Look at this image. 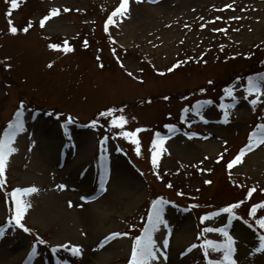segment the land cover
I'll return each mask as SVG.
<instances>
[{
  "label": "rangeland",
  "instance_id": "rangeland-1",
  "mask_svg": "<svg viewBox=\"0 0 264 264\" xmlns=\"http://www.w3.org/2000/svg\"><path fill=\"white\" fill-rule=\"evenodd\" d=\"M119 3L120 0H41L27 9L29 18L24 20L25 12L16 11L10 23L4 13L5 1L0 0V59L9 72L1 69L0 62V129L21 103L24 122V130L14 141L17 151L7 162L6 180L11 186L38 189L20 194L31 205L22 223L33 235L14 222H4L9 216L5 194L0 189V227L5 229L0 236V264H128L134 238L147 221L150 194H161L168 202L163 212L167 223L153 234L159 258L152 264H207L195 215L218 212L213 207L239 198L243 187L264 186V144L248 152L228 176L223 171V160L218 158L230 157L234 152L236 155L264 121V114L261 119L253 115L251 100L238 81L232 84L235 99L208 84L209 80L224 79L230 65L204 53L219 37L231 51L242 54L262 43L264 0H129L127 16L114 17L116 23L110 29L124 69L112 60L107 46L103 65L95 57L97 49L91 55L74 40L84 29L94 31L91 13L95 6L113 7L114 11ZM226 4L231 7L225 8ZM52 8L60 12L44 27L22 31ZM12 26L18 29L16 34L10 32ZM59 40H71L72 50L64 52ZM56 43L60 49L50 47ZM186 54L198 62L167 71ZM8 74L17 86L10 83ZM19 93L28 99L19 102ZM163 95L170 97L165 100ZM249 96L256 98L255 94ZM209 100L211 103L203 104L199 113L194 110L198 101ZM33 102L38 108L31 106ZM125 103L129 105L108 118L114 140L108 135L101 139L97 152V139L107 130L81 124L75 118L76 123L60 126L59 120L46 115V108H59L74 113L83 122L97 110ZM221 105L235 106L225 109ZM257 105L264 109V96ZM223 110L229 112L227 118ZM121 115L127 120L123 129L112 123ZM178 115L183 116V127L164 142L167 151L161 154V166L154 167L148 147L156 132L166 131L167 125L174 122L181 125ZM137 128L144 129L137 133L140 154L129 139L119 134ZM114 141L136 166L129 163ZM102 175L106 179L105 191L100 189ZM210 180L211 184L205 182ZM199 190L202 194L198 200L203 203L193 212L187 207L188 199L195 198ZM235 210L239 212L235 219L226 213L204 221L200 218L203 240L222 241L221 233L204 229L228 225L235 240L237 264H264V253L255 251L264 230L244 208ZM111 233L128 235L110 239L101 247V241ZM36 235L45 242L35 243ZM165 239L167 248L163 247ZM60 244L79 246L80 254L58 248ZM192 244L197 247L189 251ZM221 255L209 249V258L219 259Z\"/></svg>",
  "mask_w": 264,
  "mask_h": 264
},
{
  "label": "snow or ice",
  "instance_id": "snow-or-ice-1",
  "mask_svg": "<svg viewBox=\"0 0 264 264\" xmlns=\"http://www.w3.org/2000/svg\"><path fill=\"white\" fill-rule=\"evenodd\" d=\"M139 2V0H138ZM155 2V0H153ZM11 7L13 9L18 7L17 0H10ZM231 5L226 4L225 8H229ZM64 11H69V9L65 8ZM60 10L58 8H52L48 15H45L40 20V26L44 27L45 22L48 21L51 17H55L59 14ZM129 12V0H120L119 6H117L114 11L111 12V14L107 17V20L104 25V30L108 31V26L111 24L116 23V21L113 19L114 17L119 16L120 18H124L127 16ZM217 19H220L217 17ZM233 19H239V17H234ZM11 23V22H10ZM31 27V24L25 26L22 31L27 32L29 28ZM203 27V25H202ZM10 32L13 34H16L18 29L15 26L10 27ZM238 30V29H237ZM219 31H225L223 29H219ZM111 39V37H110ZM84 46H87V40L84 41ZM51 48L53 49H60V44H51ZM71 47L68 44V41L65 40L63 42V51L68 52L71 51ZM113 52H115V49H113ZM99 59V57H97ZM119 60V57H117ZM186 61H177L176 64L172 65L167 71L171 72L175 68L179 67L182 63H185ZM51 65H49L50 67ZM103 67V65H100ZM121 66H123L121 64ZM163 74V73H161ZM129 76L132 75L131 72L128 73ZM240 78L237 77V80ZM209 84L212 83V81H208ZM235 90V85L231 87L225 88V95L228 97H232L235 99V96L233 95ZM201 92L205 91V89H200ZM245 93L247 95L255 94L256 98L252 99L250 103L252 105H256L259 102V98L261 96H264V73H258L255 76H248L247 77V84L245 86ZM167 99V97H166ZM205 103H211V101H198L195 105L194 110L199 113L201 107ZM235 105H221L222 108H228V107H234ZM22 110L23 105L21 103V108L18 109L15 113V118L12 121H9L7 128L4 130L3 136L0 137V187H3L6 184V166L8 159L12 153H15L17 151V148L14 147V141L17 137V134L19 132H22L24 130V122L22 120ZM109 114H111L113 109H109ZM187 111V109H185ZM229 115L228 111L224 112L225 118H227ZM225 122H227V119H225ZM112 123L114 125H118L123 129L124 124L127 123L126 118L121 115L119 117H116L112 120ZM93 126H95L96 121L92 122ZM168 129L170 131H174L175 127L173 125H167ZM144 129L137 128L134 131H121L119 134L124 136L125 138L129 139L136 147L135 150L137 154H140V147L141 142L137 136V133L143 131ZM67 134V132H66ZM190 135L194 136L197 135L196 133H191ZM169 137L166 135H162L160 132L155 133V138L151 142L150 151H151V162L154 167L158 165V160L161 157L162 152L167 151V149L164 147V142ZM226 143V141H225ZM264 144V124H260L257 126V129L253 131L249 137H248V143L239 150V152L234 156L233 159H231L226 167L230 170L238 163H242L243 157L250 151H252L254 148L259 147L260 145ZM222 158V157H220ZM103 156H101V160H103ZM219 159V158H218ZM206 183H211V181H205ZM105 175L101 176L100 179V189L101 191H105ZM58 187H65L64 185H59ZM168 187H171V184L168 185ZM38 189L35 186H31L28 188H13L10 195L12 197V204H13V212L12 215L8 218V223L12 224L15 223L16 226L23 229L25 232H29L30 229L25 226L24 223H22V219L24 215L26 214L27 209L31 206L30 204H27L23 201L22 195L23 193H34L37 192ZM255 188H250L247 192L246 198H251L253 192H255ZM264 191V189H262ZM95 197H92L94 199ZM81 199H88L86 197H82ZM244 201H238L233 204H229L226 207H223L218 210V212L215 213H208L201 217V221L208 220L211 217L217 216L220 213H226L229 215L230 218L235 219L236 214L234 212V209L238 208L240 204H242ZM168 203L165 201L163 197H159L157 199L152 200L150 209L147 214V221L145 224V227L142 229V232L140 235L136 236L134 238V242L131 249L130 259L128 261V264H152V262L156 259H158V249L156 246V241L153 238V234L160 225H166V221L163 217L164 212V205ZM69 206H71V202H69ZM259 209H264V201L253 204L252 207L249 210L248 215L249 216H255L257 211ZM245 223H248V221H245ZM255 224L258 225L259 229L264 230V215L258 217L255 219ZM205 232H219L223 235L224 239L222 241H214V240H205L200 247L204 250V257L207 261V264H237V261L234 258L235 253V240L234 238L229 234L228 232V225H225L221 228H205ZM5 232V229L3 227H0V236H2ZM128 235V233H111L109 236L105 237L103 241H101L100 246L103 247L105 243H107L110 239H114L118 236ZM40 243H44L42 239L39 241ZM259 246L255 248L256 252L264 253V234H260L258 237ZM168 246V240L165 239L163 241V247L167 248ZM58 248H64L67 251H69L73 255H79L80 254V248L79 246L73 245L72 247H69L67 244H60L57 245ZM196 244H192L189 248V251L191 249L196 248ZM209 249H211L214 252H220L222 255L219 259H211L209 258ZM166 258V257H165Z\"/></svg>",
  "mask_w": 264,
  "mask_h": 264
},
{
  "label": "trees",
  "instance_id": "trees-1",
  "mask_svg": "<svg viewBox=\"0 0 264 264\" xmlns=\"http://www.w3.org/2000/svg\"><path fill=\"white\" fill-rule=\"evenodd\" d=\"M5 1V8L8 11H22L25 12V18L24 20L28 17L27 16V9H31V7L34 8V4L35 3H39L41 0H29V1H24V0H17L18 3V7L13 9L11 7V3L10 0H4ZM92 18L95 21V29L93 32L91 33H86L83 32L82 35H80L79 37V42L80 43H84V39H87V50L88 51H92L93 49H95L97 46L101 45V46H105L104 40L108 37V33L106 31H104L103 35L100 34L101 32V27H103L105 25V22L107 20V17L111 14L110 11H105L102 10L99 6H95L92 9ZM23 20V21H24ZM22 21V22H23ZM20 22V23H22ZM104 28V27H103ZM212 52L213 55L215 56V61L216 62H220V63H226L229 66V68L226 67V72L224 75V79L220 80V81H213V86H224L226 83H231L234 80L237 79V77H239L241 83L246 86L247 84V77L248 76H253L256 75L258 73H264V43L261 45H257L254 48H252L251 50H249L248 52L244 53V54H235L231 51H228L224 46L222 45H215L212 48ZM188 57V56H187ZM186 57V58H187ZM186 58H181V61H186L185 63H182L178 68L185 66L188 62H198V60H192L190 57ZM232 62V63H231ZM1 69L5 72V73H9L8 72V68L5 65V63L3 61H1ZM9 78H10V74H8ZM16 83V82H15ZM24 96L22 94H18V99H22ZM15 118V117H14ZM14 118L12 120H14ZM1 129H0V137H1ZM225 169V167H224ZM4 190V186L2 187ZM249 189H245V191H243V195H242V200H248L250 198H246L247 196V192ZM199 197L201 196L202 192H200V190L197 192ZM253 193H260L263 194L264 191H255ZM221 205V204H219ZM13 212V211H12ZM11 212V215H12Z\"/></svg>",
  "mask_w": 264,
  "mask_h": 264
},
{
  "label": "bare ground",
  "instance_id": "bare-ground-1",
  "mask_svg": "<svg viewBox=\"0 0 264 264\" xmlns=\"http://www.w3.org/2000/svg\"><path fill=\"white\" fill-rule=\"evenodd\" d=\"M80 153V152H79Z\"/></svg>",
  "mask_w": 264,
  "mask_h": 264
}]
</instances>
